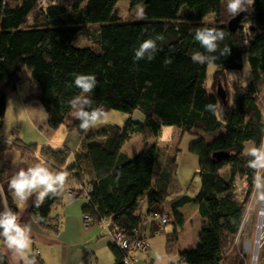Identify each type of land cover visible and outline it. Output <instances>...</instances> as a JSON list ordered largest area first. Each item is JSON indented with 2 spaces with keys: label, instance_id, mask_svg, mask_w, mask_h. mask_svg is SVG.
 I'll list each match as a JSON object with an SVG mask.
<instances>
[{
  "label": "trees",
  "instance_id": "1",
  "mask_svg": "<svg viewBox=\"0 0 264 264\" xmlns=\"http://www.w3.org/2000/svg\"><path fill=\"white\" fill-rule=\"evenodd\" d=\"M122 0H76L72 6L51 3L41 5V0H0V82L6 81L16 88L27 70L33 86L29 100L39 101L48 116L52 130L65 126L77 132L82 146L70 165L67 149L25 144L14 140L22 160L30 167L47 162L53 169L66 174L63 187L57 194L49 193L39 207L31 212L45 228L52 226L51 212L64 196L73 181L91 187L89 202L83 211L95 218H106L112 231L122 230L136 237L143 222L137 215L139 200L148 196L149 214L159 206L168 204L165 214L173 232L166 235L167 251L176 250L179 232L185 223L179 209L186 205L198 208L204 221L199 241L194 249L176 250L180 264H223L225 248L243 226L247 204L253 193L256 171L248 167L251 156L242 155L247 143L259 147L264 141V116L259 105V95L264 84V0H255L239 16L236 29L221 20L224 0H128L131 6L143 8V18L122 21L117 4ZM34 14V22L27 25ZM216 16L213 24L206 23L208 16ZM233 18V19H234ZM232 19V20H233ZM96 26L95 45L77 47L80 33ZM215 27L225 32L220 43L228 46L230 53L218 56L213 62H193L191 57L200 52L207 55L194 39L195 30ZM89 32V31H88ZM162 34L157 41L155 58L134 60L135 49L146 39ZM170 59L171 63H165ZM249 66V82L234 95L232 103L222 104V118H217L207 105H217V94L206 87L210 64L228 72ZM78 74H92L97 86L87 94L95 103L108 111L129 114L120 126L107 124L98 130L83 131L80 121L68 101L80 94L74 80ZM37 93V94H36ZM7 109V95L0 91V128ZM134 111L144 119L135 120ZM165 127H175L190 133L205 134L222 130L208 142L196 135L189 151L198 157L200 180L194 196L173 195L170 186L178 166L177 149L146 145L135 156L123 151V146L134 135L146 141L158 138ZM104 139L103 142H99ZM173 150V151H172ZM159 177L155 182V173ZM247 184L244 201L237 198V179ZM5 171L0 172V212L5 205L19 213L13 199L3 193ZM0 264H9L1 246ZM172 247V248H173ZM116 262L123 264L124 253L112 246ZM89 264V263H87Z\"/></svg>",
  "mask_w": 264,
  "mask_h": 264
},
{
  "label": "crops",
  "instance_id": "2",
  "mask_svg": "<svg viewBox=\"0 0 264 264\" xmlns=\"http://www.w3.org/2000/svg\"><path fill=\"white\" fill-rule=\"evenodd\" d=\"M32 88H35V86H33L29 72L26 78L22 79L16 84L15 89H13V85L10 82H0V91L7 95V109L4 119L11 116L12 123L16 126L12 137L10 136L7 138H0V172L3 170L5 171V179L2 184V191L3 193L9 195L12 199L13 196L8 191V178L18 172L21 168L26 169L29 167L22 160L20 153L12 147L14 140L19 139L25 144H32V142H35L39 146H51L56 149H67L71 153L67 161L68 165L74 162V156L76 153H78L82 146L81 136L77 134V132L69 131L64 125L57 130H52L49 127L48 116L42 104L34 99L29 100L30 91ZM26 122L34 131L38 130L37 133L40 134L36 141H28L31 143H26L18 133L22 130V125H24ZM107 124L111 123L103 122L95 128H89V131L98 130ZM18 128H20V130H18ZM164 131L166 134L163 137ZM221 132L222 130L216 133L205 134L201 131L194 130L190 133H183V131L178 128L165 127L161 131V134L158 138H151L144 141L141 136L134 135L131 140L133 138H137L139 139V142L128 144L125 148L126 151H123L130 156H135L140 153L146 145L157 144L161 148L166 147L167 153H169L171 148H175L179 151L178 160L180 157H185L184 159L189 160L192 164V167L199 171L198 157L196 155L193 156V154H191L189 151L190 142L196 135H201L208 142H211ZM186 134L189 135V140L185 142V146H182V141L184 140ZM210 135H213V137L211 138ZM175 138L178 139L175 141ZM150 140L154 141L149 143L148 141ZM103 141L104 139L99 140V142ZM247 145H251V147H253V144L250 142L247 143L246 146ZM128 146L131 151L127 149ZM187 149L190 154L187 152ZM41 163L46 165L53 173L56 172L49 163ZM177 176L178 175L176 172L174 181L170 186V191L176 195L169 197L167 201L172 200L178 195L187 194L181 188ZM158 177L159 172L157 170L154 177L155 182L158 180ZM195 194L196 193H194L192 196ZM38 195V191L33 193V195H31L25 203L21 204L22 208H18V222L31 228V245L28 250L29 259L34 258L35 264H115L116 258L112 250V238L108 229L100 226H94L91 229H85L84 227L83 208L86 204L85 199L76 198L73 201H69L67 195L64 193V196L59 204L53 207L51 212V225H57V229L54 230L52 228H45L41 226L32 215L31 210L38 203ZM14 202L16 204L19 203L17 201ZM191 209L195 211L196 215L198 214V208L196 206L190 208L189 205H186L179 209L185 218L183 228L188 222L186 214L183 213V211H189ZM165 210L166 208L164 205L159 206L158 211L164 213ZM153 213L149 214L148 196L140 199L136 214L143 216V222L137 230V237L149 239L155 237L158 234V227L152 218ZM167 226L164 228L163 233L165 232L166 228H168ZM1 250L7 257L9 264H12V253L7 250L4 244L1 246ZM146 254L149 256V253ZM136 259L138 261L137 255ZM137 261L136 263H138ZM19 264H24V261H19ZM148 264L154 263L151 260L148 262Z\"/></svg>",
  "mask_w": 264,
  "mask_h": 264
},
{
  "label": "rangeland",
  "instance_id": "3",
  "mask_svg": "<svg viewBox=\"0 0 264 264\" xmlns=\"http://www.w3.org/2000/svg\"><path fill=\"white\" fill-rule=\"evenodd\" d=\"M75 1L76 0H44L41 3V5L47 6L53 2L70 8ZM141 10H143L141 6L133 7L131 6L130 1L128 0H122L117 4V12L120 18L122 19V21H133V20L142 19L143 16H141ZM235 16L228 13L226 0H224L222 6L221 20L224 21L226 24H228V22L232 20ZM215 19L216 16L212 14L207 17L206 23L213 24L215 22ZM33 22H34V14L29 18L27 25H31ZM96 28H97L96 26H92L88 29L89 32L85 30L83 33H80L77 36V39L75 40L74 43L75 46L82 48L94 46L95 45L94 37L96 34L95 33ZM248 71H249V66L246 59H245V69L244 71L241 72H233V71L228 72L215 67L213 64L209 65L206 87L210 92L217 94V97L219 99V109L220 106H222V104L224 103L230 105L232 103V98L234 97V95L238 93L242 89V87H244L249 82L250 75ZM21 76L22 79L26 78L28 76V71L24 70ZM259 105L264 116V84L262 85L261 92L259 95ZM106 113H107V120L105 122L115 125H122L129 117V114L123 111L112 110ZM133 118L135 120L137 119L143 120L144 116L140 111H135L133 114ZM221 118H222V111H221ZM15 127L16 126L13 125L12 123L11 116L9 118L7 117L6 119H4L3 126L0 129V138H7L10 136L12 137V135L15 132ZM18 130H20V128H18ZM37 131H34L26 122L24 125H22V130L19 131L18 133L26 143H31L28 141L31 140L36 141L37 137L40 136V134H38ZM165 134L166 133L164 131L163 137L165 136ZM188 136L189 135L186 134L184 140L182 141V146H185V142L189 140ZM210 137L212 138L213 135H210ZM177 139L178 138H175V141ZM153 141L154 140H150L148 142L152 143ZM136 142H139V139L133 138L132 140L126 142L123 150L126 151L125 148L128 144H134ZM247 147L250 148L251 145H247ZM127 149L131 151L129 146ZM184 158L180 157L177 162L178 163L177 178L184 192L192 196L194 193L197 192V188L200 185V180L198 176H196V173L198 172L197 170H195L196 168H193L191 162L189 160H185ZM260 175L262 178H264V170L260 171ZM236 183H237V191H236L237 198L239 201L242 202L245 199L247 184L244 179H240V178L237 179ZM261 191H264V189L254 188L250 200L247 204V212L242 229L240 233L236 237L232 238V240L227 244L225 248V260L223 264H253L254 251L247 250L246 244L247 243L253 244L256 239L257 224L259 220V210L261 208L264 209V201H260L258 199L259 193ZM189 206L190 208L194 207L193 205H189ZM165 208L166 210L164 214H167V212H169L167 203ZM183 213L186 214V218L188 222L186 223L185 227L182 230H180L179 241H178V245L176 246V250L194 249L199 241V234L201 232L204 223V221L200 218L199 214L196 215L195 211L192 209L189 211L184 210ZM167 227L168 228H166L164 233L158 232V234L155 237L148 239L150 245V250L148 252L149 256L146 253L137 254L138 263L136 264H148V262L151 260L153 261L154 264H172L175 261H180L179 253L176 252L173 246H171V249L173 250L172 252L167 251L166 235L173 232V225L171 226L168 225ZM258 257H259V261L257 264H264V240L262 241V246L259 250Z\"/></svg>",
  "mask_w": 264,
  "mask_h": 264
},
{
  "label": "clouds",
  "instance_id": "4",
  "mask_svg": "<svg viewBox=\"0 0 264 264\" xmlns=\"http://www.w3.org/2000/svg\"><path fill=\"white\" fill-rule=\"evenodd\" d=\"M255 0H226L227 11L235 16L241 12L247 11L248 7L253 6ZM143 16V10H141ZM225 38V32L215 27H202L195 30L194 39L199 42L207 55L200 52L194 53L191 57L193 62L206 63L213 62L218 58L214 55L219 51V56H225L230 53L228 46L220 48L219 45ZM162 34L156 35L154 38L144 40L137 49H135L134 60L139 61L147 58L149 61L155 58V53L162 49H158L157 41H163ZM165 63H171L170 59H166ZM97 78L92 74H78L75 76L74 85L80 89V94L68 101L76 119L80 121V129L87 131L91 127H95L107 120V113L100 107H92L95 103L89 98L91 93L97 86ZM219 119L221 110L219 102L217 105L209 104L206 106ZM242 155L251 156L248 167L256 171L253 180L255 189H264V178L261 177L260 171L264 170V141L259 147H246ZM66 180V174L62 171L53 173L49 168L37 163L35 166L21 168L14 175L8 178V191L13 196L14 201H17V208H22L21 204L25 203L28 198L35 192H39L38 203H43L45 197L49 194H57V187H63ZM42 189V190H41ZM258 199L264 201V191L259 193ZM18 214L11 208L5 205L4 211L0 212V237H3V242L11 255L12 264H19L23 260L24 264H35V259H29L28 250L31 245V228L27 225H22L18 222Z\"/></svg>",
  "mask_w": 264,
  "mask_h": 264
},
{
  "label": "built area",
  "instance_id": "5",
  "mask_svg": "<svg viewBox=\"0 0 264 264\" xmlns=\"http://www.w3.org/2000/svg\"><path fill=\"white\" fill-rule=\"evenodd\" d=\"M43 1L44 0H41V2ZM90 190V186L78 183L74 180L72 185L66 188L65 194L67 195L69 201H73L76 198H83L86 202H89ZM152 218L156 222L158 232H163L164 228L168 225L167 216L163 212L158 211L152 214ZM83 224L85 229H91L94 226H100L108 229L112 238V246L117 247L124 253L123 264H136V255L139 253H148L150 250L149 240L147 238H140L137 236L131 237L122 230L112 231L110 228V222L106 218H95L90 213L84 212ZM173 264H180V261H175Z\"/></svg>",
  "mask_w": 264,
  "mask_h": 264
},
{
  "label": "bare ground",
  "instance_id": "6",
  "mask_svg": "<svg viewBox=\"0 0 264 264\" xmlns=\"http://www.w3.org/2000/svg\"><path fill=\"white\" fill-rule=\"evenodd\" d=\"M264 209L261 208L259 210V220L257 224V233H256V239L253 244L247 243L246 249L250 251H254V258H253V264H257L259 261V250L262 246V241L264 240ZM257 256V258H256Z\"/></svg>",
  "mask_w": 264,
  "mask_h": 264
},
{
  "label": "water",
  "instance_id": "7",
  "mask_svg": "<svg viewBox=\"0 0 264 264\" xmlns=\"http://www.w3.org/2000/svg\"><path fill=\"white\" fill-rule=\"evenodd\" d=\"M238 20H239V16H237L236 18H234L233 20H231L229 22V28L234 31L236 29V26H237V23H238ZM173 264V263H172Z\"/></svg>",
  "mask_w": 264,
  "mask_h": 264
}]
</instances>
